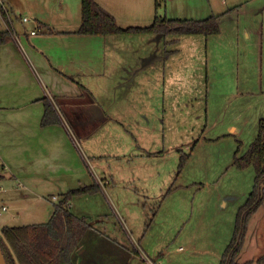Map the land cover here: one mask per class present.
I'll use <instances>...</instances> for the list:
<instances>
[{
  "label": "rangeland",
  "instance_id": "rangeland-1",
  "mask_svg": "<svg viewBox=\"0 0 264 264\" xmlns=\"http://www.w3.org/2000/svg\"><path fill=\"white\" fill-rule=\"evenodd\" d=\"M151 8L156 17V0ZM158 14L220 15V33L122 35L155 44L156 99L151 107L125 105L122 125L107 124L80 143L103 189L75 198L70 211L93 225L84 247L85 261L95 264H218L254 188L255 168L235 160L264 119V0H161ZM139 113L150 120L135 119ZM6 186L0 178V189ZM6 203L0 200V229L47 223L58 200L36 196L9 202L4 212ZM263 255L264 206L237 262Z\"/></svg>",
  "mask_w": 264,
  "mask_h": 264
},
{
  "label": "crops",
  "instance_id": "crops-1",
  "mask_svg": "<svg viewBox=\"0 0 264 264\" xmlns=\"http://www.w3.org/2000/svg\"><path fill=\"white\" fill-rule=\"evenodd\" d=\"M21 1L19 6L16 0H5L10 23L0 13V32L9 33L0 44V178L7 183L0 189V200L7 202L3 209L9 202L41 195L59 202L71 189L92 185L94 179L99 182L80 143L107 124L122 125L126 113L120 109L125 105L151 107L156 99L152 82L159 72L151 38L135 41L124 34L77 33L82 0ZM95 1L124 29L147 27L142 25L155 19L154 0ZM24 15L29 22H23ZM45 98L55 104L62 124L42 126ZM135 119L150 117L139 113ZM91 231L74 255L80 264H95L85 261Z\"/></svg>",
  "mask_w": 264,
  "mask_h": 264
},
{
  "label": "trees",
  "instance_id": "trees-1",
  "mask_svg": "<svg viewBox=\"0 0 264 264\" xmlns=\"http://www.w3.org/2000/svg\"><path fill=\"white\" fill-rule=\"evenodd\" d=\"M161 0H156V17L147 27L121 28L115 17L100 6L95 0H82V24L77 31L85 35L112 34H178L204 35L206 37L220 33V15L204 20L170 19L161 17L158 10ZM8 32H0V44H5ZM45 114L42 126L62 124V119L54 103L44 99ZM235 165L239 168L253 166L256 171L253 191L246 203L239 208L234 232L220 264H239L247 238L249 224L254 214L264 206V119L259 123V134L248 152L237 157ZM184 163L181 164V167ZM102 185L97 181L61 195L55 204L50 221L43 224L25 226H4L0 229V246L8 264H74V255L82 244L91 225L86 217H79L70 211L72 201L80 196L98 194ZM243 264H264V255L256 261Z\"/></svg>",
  "mask_w": 264,
  "mask_h": 264
},
{
  "label": "built area",
  "instance_id": "built-area-1",
  "mask_svg": "<svg viewBox=\"0 0 264 264\" xmlns=\"http://www.w3.org/2000/svg\"><path fill=\"white\" fill-rule=\"evenodd\" d=\"M0 13L2 14V16L6 17L8 19L9 23L12 21L11 12L9 11V8H8L5 0H0ZM29 21H30V19L28 17L23 18V22H29ZM9 31H10V33L12 32V30H9ZM32 34H36V31H33ZM3 210L5 211L6 208H4Z\"/></svg>",
  "mask_w": 264,
  "mask_h": 264
},
{
  "label": "water",
  "instance_id": "water-1",
  "mask_svg": "<svg viewBox=\"0 0 264 264\" xmlns=\"http://www.w3.org/2000/svg\"><path fill=\"white\" fill-rule=\"evenodd\" d=\"M0 264H8L1 246H0Z\"/></svg>",
  "mask_w": 264,
  "mask_h": 264
}]
</instances>
